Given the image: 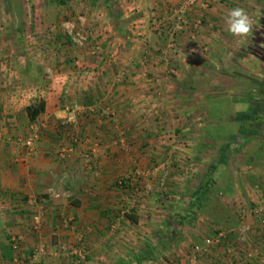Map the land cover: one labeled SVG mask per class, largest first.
Masks as SVG:
<instances>
[{
	"label": "crops",
	"instance_id": "obj_1",
	"mask_svg": "<svg viewBox=\"0 0 264 264\" xmlns=\"http://www.w3.org/2000/svg\"><path fill=\"white\" fill-rule=\"evenodd\" d=\"M183 1H59L67 6L62 14L26 15L28 39L20 2L21 9L0 12V246L19 239L9 253L0 248V264H169L171 249L161 256L155 248L148 261L137 251L156 245L165 216L175 212L163 200L190 191L174 190L172 134L186 141L181 148L191 157L226 161L235 187L228 197L236 205H250L257 182L264 189V11L259 27L241 39L224 27L235 5L200 0L186 8ZM183 15L201 22L194 54L178 22ZM69 25L89 32L87 42L75 46ZM94 44L99 50L91 54ZM223 67L225 76L215 80V68ZM39 100L44 111L31 121L25 108ZM212 100L224 111L219 121L233 126V142L202 137ZM225 149L234 156L227 158ZM162 178L173 190L158 184ZM39 209L42 227L34 231L31 215ZM211 221L198 214L178 251L181 242L211 233Z\"/></svg>",
	"mask_w": 264,
	"mask_h": 264
},
{
	"label": "built area",
	"instance_id": "obj_2",
	"mask_svg": "<svg viewBox=\"0 0 264 264\" xmlns=\"http://www.w3.org/2000/svg\"><path fill=\"white\" fill-rule=\"evenodd\" d=\"M199 1L200 0H184L183 5L186 8H192ZM178 22L187 30L188 48L189 51L194 54L197 48H199L197 46V29L201 22L195 21L190 23L188 18L184 15L179 17ZM70 29L69 33L71 34L72 31ZM169 35L171 37L168 39V45L171 49L174 45L173 31H171ZM71 36L76 46H82L86 42L87 35L85 33L75 31ZM98 50L99 45L94 44L91 54L97 53ZM69 118L70 120L74 119L75 113H71ZM161 136L163 137L166 135ZM173 136L177 138V135ZM178 140L177 138L172 143L175 145ZM24 144L26 147L31 148L34 144V135L27 136L24 140ZM177 144L178 146L171 147V155L178 163L175 168L177 170L178 179L182 181L179 183L180 187L185 189L187 182L193 180L197 175V168L194 166L191 157L182 153V145L179 143ZM175 149H177V152ZM71 151V147L63 149L60 151V156L66 158L70 155ZM178 154H180L179 157ZM135 175L138 177L140 172L135 171ZM164 183V178L158 181L161 187L164 186ZM253 190L255 191L256 198L251 201L248 206L236 205V203H234L235 200L230 199L231 197L218 192V198L229 204L238 218V225L235 228L227 229L211 221L212 232L206 234L200 242H189V245L182 244L181 242L179 244L180 251H178V249H171L168 258L169 264H264V189L256 185ZM247 216L251 218V222L246 221ZM41 217L42 209L36 210L31 215V227L34 231H40L42 227ZM252 232H256L257 234L255 239L252 236ZM10 245L13 250L17 249L19 239L17 237L13 238ZM43 249L44 245H39L35 248V252H42ZM82 258L83 256L77 258V263H80V259Z\"/></svg>",
	"mask_w": 264,
	"mask_h": 264
},
{
	"label": "trees",
	"instance_id": "obj_3",
	"mask_svg": "<svg viewBox=\"0 0 264 264\" xmlns=\"http://www.w3.org/2000/svg\"><path fill=\"white\" fill-rule=\"evenodd\" d=\"M64 3L65 0H60ZM11 5H9L10 7ZM15 9H21L18 4H14ZM206 107V117L209 123L202 127V137L210 140L217 141L220 137H225L224 140L234 141L236 138V133L233 131V126L229 122L219 121V116H221L224 111L219 108L217 100L209 101ZM45 108V102L39 100L38 102L28 105L25 111L31 121L35 120ZM222 111V112H221ZM221 112V113H220ZM229 112V111H226ZM232 149L231 151H233ZM227 158H229L230 150L225 149ZM210 186L214 187L215 192H211ZM187 188V187H186ZM222 193L226 196H232L235 193L234 182L231 172L228 170V165L225 160H222L214 167L213 171L206 174L204 181H201L197 185L196 189L192 194V200L189 207L184 213L176 216L169 217L164 220L163 224L159 228L156 237V245L143 246L139 248L138 258L141 260H155V248L158 253H163L169 250L172 246L178 243L182 239L183 233L192 225L198 214H205L208 216L215 224H219L227 229L235 228L239 220L234 214V212L228 209L223 202L218 198L217 194ZM133 220V219H131ZM159 234V235H158ZM2 236V227L0 220V237ZM4 248L0 246L2 251L6 253L10 252L11 245L7 243Z\"/></svg>",
	"mask_w": 264,
	"mask_h": 264
},
{
	"label": "rangeland",
	"instance_id": "obj_4",
	"mask_svg": "<svg viewBox=\"0 0 264 264\" xmlns=\"http://www.w3.org/2000/svg\"><path fill=\"white\" fill-rule=\"evenodd\" d=\"M60 0H0V12H3V13H8V10H7V7H9V5H11L9 8H12L13 6H14V3H16V2H20L21 3V6H22V8H23V17H24V20H21L20 21V23H21V25H22V27H20V28H22L21 30H23L22 31V36L24 37V38H26V39H28V37H31L32 36V32H33V30H31L29 27H28V23L30 22L29 20H26V15H28L30 12H32V13H39L40 12V14L41 15H43V13H46V11H48V12H51V14H55V15H59V14H62L61 13V10L63 9L64 10V8L65 7H67V6H61L62 4L59 2ZM227 2H229L231 5H235L236 7H240V8H243L247 13H248V15H249V19H250V21L252 22V24H253V28H252V30H254V29H256L257 27H259V23H261V21H260V18L262 17L261 15H260V12H262V11H264V0H227ZM230 5V6H231ZM190 9H188L187 10V12L189 11ZM186 14V13H185ZM184 16H186V15H184ZM187 17V16H186ZM29 21V22H28ZM27 22V23H26ZM55 22H57V21H55ZM9 23V22H8ZM20 23L19 22H17V25L16 26H20ZM51 24H53V22L51 23ZM9 25H10V23H9ZM8 25V26H9ZM225 25L226 24H224V27H225ZM261 26V25H260ZM6 27V26H5ZM75 27V26H74ZM74 27L73 26H71V25H69L68 26V28L67 29H70L72 32H71V35H72V33L73 32H75V30H74ZM6 28H8V27H6ZM25 28V29H24ZM52 29V31H54L55 30V28H51ZM35 31V30H34ZM77 32H80V33H85L86 35H87V38H86V42H87V40H88V38H89V32H86V31H79V30H77ZM36 33H38V32H36ZM36 33H34L36 36L38 35V34H36ZM251 33V32H250ZM54 34V33H53ZM187 37H188V35H187ZM7 38V37H6ZM71 42L74 44V42H73V40L71 39ZM85 42V43H86ZM232 42H233V40H232ZM23 43H25L24 41H22V44ZM234 44H235V42H234ZM75 45V44H74ZM76 46V45H75ZM199 48H201V47H199ZM229 55H231V57H233V53H231V54H229ZM195 57V56H194ZM232 61V60H231ZM216 70H215V72H213L212 73V77L213 78H215V80H217V79H223V77L225 76V75H223L224 74V70L226 69V67H223L222 69L223 70H221L220 68H215ZM215 86H213V87H215V88H218V86H217V84H214ZM199 86H203L202 84L201 85H199ZM162 135H171V133H170V130L169 129H167V130H164V128H163V130H162V133H161ZM173 135H176V134H172L170 137H169V139H172L173 138V140H175V139H177V138H174V136ZM166 136V137H167ZM179 138V137H178ZM186 141H184V140H178L177 141V143H179L180 145H182V146H184V145H186V143H185ZM170 149V151H171V148H169ZM216 149V150H215ZM176 150V152H177V149H175ZM214 150L217 152V147L216 148H214ZM182 151V153L184 154V155H187V156H190V154L188 153V152H185L184 151V149H182L181 150ZM171 153H172V151H171ZM233 151H230V154H229V156H234L233 154ZM208 154H213V152H211V153H208ZM175 155V154H174ZM179 155L180 154H178V157H179ZM183 156V155H182ZM207 156V158H209V159H207V160H203V158L201 157V156H197L198 157V159H196L194 156H190L191 157V160L193 161V164H194V166L197 168V171H196V173L199 171L200 173L197 175V177H196V179L195 180H190V181H188L187 182V186L186 187H188V189L190 190L188 193H187V195L184 197V196H182V194L180 195L181 197H173V196H169V197H167L166 198V202H165V200H163V202L164 203H166V205H165V207L164 208H166L167 210H175V212H170L171 214H170V216L169 217H176V216H178V215H180V214H182V213H184L185 212V210L187 209V201L189 200V197H187V196H189L190 194H191V190L194 188V186H196V185H198V184H200L201 183V181H204L205 180V178H206V174L207 173H209L210 171H213V169H214V167L215 166H217L218 165V158L216 157H213V156H209V155H206ZM233 158V157H232ZM200 160V161H199ZM206 161V162H205ZM204 163V164H203ZM174 180L175 181H177V186H179V188H177V189H174L177 193H180V189H181V192L184 190V188H181L180 187V184L178 185V183H180V182H182V181H180L179 179H178V177H175L174 178ZM174 180H171V181H173V183H174ZM190 182H192V183H190ZM172 183V184H173ZM190 183V184H189ZM256 184H258V186L260 187V188H262V186H260L261 184H259V182H257ZM186 185V184H185ZM209 187H210V191L211 192H215V189H214V187H212V186H210L209 185ZM163 188H165L164 190L165 191H171V190H173L172 188V185H169V184H167V183H164V186H163ZM183 189V190H182ZM263 189V188H262ZM164 191V192H165ZM184 192V191H183ZM162 202V203H163ZM223 202V204L225 205V206H228V208H230V205L228 204L227 205V203L225 202V201H222ZM175 206V208H173V206ZM170 206H172V207H170ZM168 214H169V212H168ZM168 214H167V216H165L166 218H165V220L167 219V217H168ZM193 226V225H192ZM208 228H210L211 229V227L210 226H208ZM189 230H192L191 228L189 229ZM184 237H183V235H182V239H183ZM176 245V244H175ZM174 245V246H175ZM170 249H172V250H175V249H178V248H176V247H171ZM169 249V250H170ZM166 253V251H164L163 253H161L162 255L161 256H163L164 254ZM165 256V255H164ZM167 258H169V256L167 257Z\"/></svg>",
	"mask_w": 264,
	"mask_h": 264
},
{
	"label": "clouds",
	"instance_id": "obj_5",
	"mask_svg": "<svg viewBox=\"0 0 264 264\" xmlns=\"http://www.w3.org/2000/svg\"><path fill=\"white\" fill-rule=\"evenodd\" d=\"M227 30L235 37L244 39L252 31L253 24L248 13L240 7L229 9L225 16Z\"/></svg>",
	"mask_w": 264,
	"mask_h": 264
}]
</instances>
